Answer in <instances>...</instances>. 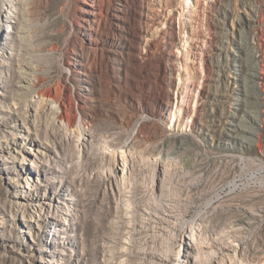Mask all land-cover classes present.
I'll return each instance as SVG.
<instances>
[{
    "label": "rangeland",
    "instance_id": "374dc122",
    "mask_svg": "<svg viewBox=\"0 0 264 264\" xmlns=\"http://www.w3.org/2000/svg\"><path fill=\"white\" fill-rule=\"evenodd\" d=\"M192 3L0 0V264H264V0Z\"/></svg>",
    "mask_w": 264,
    "mask_h": 264
},
{
    "label": "bare ground",
    "instance_id": "6f19581e",
    "mask_svg": "<svg viewBox=\"0 0 264 264\" xmlns=\"http://www.w3.org/2000/svg\"><path fill=\"white\" fill-rule=\"evenodd\" d=\"M96 0H90V2L94 5ZM209 3H215L216 0H207ZM187 7H192V0H185ZM122 8L120 6H118L113 15L115 17V22L116 25L118 27H122L123 26V21H124V15L122 13ZM84 12L86 13V20L85 22L88 24L87 26L84 27V33L86 36H88V44L94 45L96 38H95V23L98 22V11L92 7H86L84 9ZM145 14V13H144ZM229 13H226V15H228ZM255 19V18H254ZM239 24V23H238ZM241 24V23H240ZM126 26V25H125ZM124 26V27H125ZM243 29V28H242ZM185 40L183 43V47L184 50L187 54V60L190 59L189 57V53L190 50L188 49L189 46V37L187 35H185ZM253 51V50H252ZM78 62V64H83L81 59H76ZM189 62V61H188ZM257 65V66H256ZM188 66V65H187ZM236 66H240V64H237ZM253 72L251 73V77L253 79V86L256 89V94H257V99H258V105L260 106L263 101H261V89H260V83L258 81V77H259V70H258V64L255 62V64H253L252 66ZM79 75H80V80L83 83V88L85 89L84 93H81V109H85L86 107H89V104H91V102L93 101L94 98V90L92 85L89 82V71L87 68H80V70L78 71ZM23 77V76H22ZM43 81V78L40 76H34L32 75L31 78H27V77H23V82H27L28 85L32 86V87H38L41 82ZM58 92V89H56L55 87H50L47 89H42L40 91V96L43 97V99H49L50 102L52 103H56L58 108H59V112H58V118L61 121H66V123L68 124L69 129H71L72 127L75 126L76 124V116L72 113L74 111L71 112L69 105L66 101V99H64L61 95V93ZM239 98V97H238ZM237 98V100H238ZM239 100L241 101V99L239 98ZM185 102V96L182 97L181 102L180 99L177 100L176 105L174 106V111L171 110V115H172V121L174 122V120L176 119L177 115L180 114L182 112V106L184 105ZM180 103V104H179ZM236 104L241 105L243 104L242 101L239 103L237 102ZM71 107V106H70ZM72 109V108H71ZM88 109V108H87ZM76 111V110H75ZM254 112V115L258 117V113L259 110H252ZM84 112V111H83ZM258 112V113H257ZM57 116V115H56ZM83 123L84 126H88L90 123V119L88 117V115L86 113L83 114ZM130 117L129 116H123L122 118H120V123L121 126H125L126 124H128L130 122ZM252 132V131H251ZM254 134V133H253ZM255 140V139H254ZM256 141V140H255ZM183 144V143H182ZM158 249V248H156ZM150 254V253H149ZM151 255H155L152 254ZM156 257L159 255H155Z\"/></svg>",
    "mask_w": 264,
    "mask_h": 264
}]
</instances>
